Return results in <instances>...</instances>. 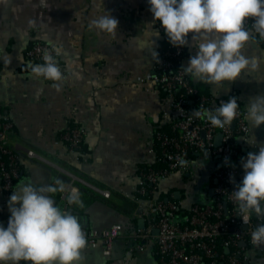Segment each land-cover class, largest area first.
I'll return each mask as SVG.
<instances>
[{"label": "crops", "instance_id": "0c3cea01", "mask_svg": "<svg viewBox=\"0 0 264 264\" xmlns=\"http://www.w3.org/2000/svg\"><path fill=\"white\" fill-rule=\"evenodd\" d=\"M108 13L119 21L114 35L89 27L92 19ZM158 32L147 0L0 3V115L11 122L6 144L21 151L33 149L53 163L50 166L20 153L21 172L7 193L0 178V222L6 226V216L10 215L7 201L20 181L42 186L56 185L59 180L64 185L68 180L66 170L85 182L77 183L81 203L65 207L58 190L49 193L56 205L76 216L83 232L113 223L122 226L109 258L98 242L94 247L86 245L80 264H109L111 260L117 264H159L152 240L138 250V241L132 239L145 221L135 215L138 204L131 198L139 169L156 163L157 153L152 150L156 131L169 128L163 124L165 114L171 110L164 90L138 79L153 71L164 39ZM256 38V34L250 37L243 52L259 58L257 71H245L236 81L222 85L209 84L186 72L191 84L216 96H235L246 112L250 99L264 94V46ZM36 41L61 49L56 60L65 76L60 90L53 87L52 81L36 78L31 67H26L25 52ZM198 42L199 38L192 40L189 34L181 59L183 68L196 54ZM5 54L10 63L5 62ZM70 122L86 131V151L78 155L69 153L58 140ZM247 122L256 144L246 141L240 147L234 167L241 179V157L258 151L259 144L264 143V124L257 127ZM218 165L214 159L204 157L187 173L172 172L155 196L166 200L173 195L181 198L186 207L212 203L215 180L211 175ZM88 184L109 189L110 196H102ZM140 203L144 205L143 200ZM246 251L248 264H264V245L251 242Z\"/></svg>", "mask_w": 264, "mask_h": 264}, {"label": "built area", "instance_id": "2783aa9c", "mask_svg": "<svg viewBox=\"0 0 264 264\" xmlns=\"http://www.w3.org/2000/svg\"><path fill=\"white\" fill-rule=\"evenodd\" d=\"M252 23V20L246 19L244 26L251 29ZM155 26L167 44L159 51L153 71L138 79L155 84L165 91L171 110L169 114H165L163 124L168 125L170 133L158 128L155 136L159 139V153L152 148L157 153L155 161L163 162L165 166L139 169L138 184L131 198L138 204L135 215L143 218L145 224L135 230L132 239L138 241V250H143L146 241L152 240L159 264H248L246 250L252 242L251 233L256 224L264 223V218L257 220L256 215L252 213L249 223L245 224L237 212V205L231 193L241 180L234 162L240 154L241 145L250 138L246 112L238 103L235 119L230 126L225 125L224 128L215 127L203 116L194 115L195 110H214L232 96H200L199 103L194 104L190 96L197 92V88L191 84L181 65L185 46H172L158 21H155ZM45 48L51 51L52 45L40 41L32 43L25 52L27 64L44 63L42 55ZM10 127L11 122L7 117L0 115V178L5 193L11 190L20 175L21 152L26 158L53 165L33 149L22 148L21 151L18 147L10 148L6 144ZM85 133L82 126L68 125L59 134L58 140L65 144L69 153L78 155V148L84 142ZM218 133L221 137L216 145L215 138ZM226 156L230 158L231 165L224 163ZM204 157L212 158L219 164L211 175L215 180L212 203H193L186 207L181 198L173 195L166 200L155 196L160 184L170 173H187L195 162ZM181 160L185 163L181 164ZM64 173L68 180L63 185L60 198L67 207L70 204L67 198L78 193L77 183L85 182L69 171L65 170ZM230 176L234 177V182L230 180ZM91 187L104 197L110 196L111 191L107 188ZM142 200L144 205L140 203ZM8 217L5 219L6 225ZM121 229L120 223H113L101 229L87 230L83 232L86 245L94 247L101 242L102 252L109 258ZM240 241L245 244L240 245ZM222 249L224 252H221ZM21 264L30 262L22 261ZM109 264L117 262L111 260Z\"/></svg>", "mask_w": 264, "mask_h": 264}, {"label": "clouds", "instance_id": "9594fccd", "mask_svg": "<svg viewBox=\"0 0 264 264\" xmlns=\"http://www.w3.org/2000/svg\"><path fill=\"white\" fill-rule=\"evenodd\" d=\"M147 3L153 21L159 22L172 46H186L189 34L192 40L199 38L196 54L184 67L194 78L222 85L225 81H236L245 71L259 69V58L246 56L243 49L253 34L264 37V0H147ZM249 18L253 21L251 29L244 26ZM118 25V19L108 13L92 19L89 27L114 35ZM60 53L59 46L53 45L51 51L45 48L44 63L31 66L36 78L52 81L57 90L65 79L55 59ZM5 62L10 63L7 54ZM238 107L237 98L232 96L214 110H195L193 114L203 116L215 127L224 128L231 125ZM246 119L257 127L264 124V94L250 99ZM247 142L256 144L252 137ZM224 163L231 165L230 158L226 156ZM240 164L244 175L231 193L239 216L248 224L252 213L257 220L264 218V143L259 144L258 151H249L246 157H241ZM230 180L234 182V177L230 176ZM56 185L35 186L20 181L11 193L7 201L10 212L7 225L0 222V264H21L22 261L30 264H80L86 237L77 217L62 211L49 195L63 191L59 180ZM67 199L70 204L81 203L77 194ZM251 239L256 246L264 245V223L255 225Z\"/></svg>", "mask_w": 264, "mask_h": 264}, {"label": "trees", "instance_id": "16d2710c", "mask_svg": "<svg viewBox=\"0 0 264 264\" xmlns=\"http://www.w3.org/2000/svg\"><path fill=\"white\" fill-rule=\"evenodd\" d=\"M249 19L252 20L251 18H249ZM256 36H257V35H256ZM256 40H257L261 45L264 46V39H263V38L257 36ZM33 43H34V42H33ZM166 44H167V41H166V39L164 38V39L160 42V48H161V49L165 48ZM29 65L32 66L33 64H27L26 67H27V68H30L31 66H29ZM196 88H197V92H196L195 94H193V95L190 96V98H192V99L194 100V104H195V103H196V104L199 103V99H198V98H199L200 96H209V95H210V93L203 92V91H201L198 87H196ZM164 92H165V91H164ZM69 126H77V124H74V123H71V122H70V123H69ZM161 130L164 131V132H166V133H170L169 128H168V129H162V128H161ZM154 146H155L154 148H155L156 152L159 153V151H160L159 139H156V142H155ZM78 150H79V152H80V151H81V152L86 151V148H85V146H84V143H81V144H80ZM3 158H6V157L3 156ZM153 166H155L156 168H161V167H164V166H165V163H163V162H156ZM221 252H224V249H222Z\"/></svg>", "mask_w": 264, "mask_h": 264}, {"label": "water", "instance_id": "95a60500", "mask_svg": "<svg viewBox=\"0 0 264 264\" xmlns=\"http://www.w3.org/2000/svg\"><path fill=\"white\" fill-rule=\"evenodd\" d=\"M220 137H221V134H220V133H218V134H217V136H216V138H215V143H216V145H218V144H219ZM142 224H143V223H142ZM239 244H240V245H244V244H245V242H244V241H240V242H239ZM226 250H228V249H226Z\"/></svg>", "mask_w": 264, "mask_h": 264}]
</instances>
